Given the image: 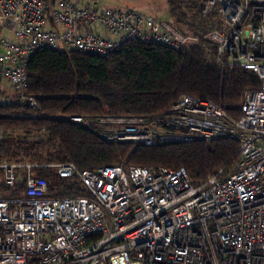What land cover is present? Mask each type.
<instances>
[{
    "label": "built area",
    "instance_id": "built-area-1",
    "mask_svg": "<svg viewBox=\"0 0 264 264\" xmlns=\"http://www.w3.org/2000/svg\"><path fill=\"white\" fill-rule=\"evenodd\" d=\"M217 23L203 37L216 60L256 72L233 118L209 100L184 94L164 113L145 117L72 115L107 140L155 146L230 138L239 144L230 171L194 184L184 167L108 164L79 169L83 194L50 195L44 177L0 197V264H264V0H205ZM131 39L181 48L197 40L169 20L75 0H0V89L28 96V64L43 47L107 55ZM2 162L14 186L18 167Z\"/></svg>",
    "mask_w": 264,
    "mask_h": 264
},
{
    "label": "trees",
    "instance_id": "trees-1",
    "mask_svg": "<svg viewBox=\"0 0 264 264\" xmlns=\"http://www.w3.org/2000/svg\"><path fill=\"white\" fill-rule=\"evenodd\" d=\"M204 2L167 0L171 24L197 37L181 48L131 39L107 55L62 47L36 50L28 64L26 88L35 102L0 89V164L72 162L79 169L108 164L184 167L194 184L221 169L230 171L239 151L238 142L230 138L136 145L109 141L97 131L98 125L85 126L70 119L72 115L154 116L166 112L184 94L209 99L238 118L245 90L260 87L261 81L252 70L217 62L215 43L203 37L215 16ZM16 171L15 185L10 186L0 168V197L26 189V167ZM33 173L46 178L50 195L86 192L77 178H61L54 167H36Z\"/></svg>",
    "mask_w": 264,
    "mask_h": 264
},
{
    "label": "rangeland",
    "instance_id": "rangeland-1",
    "mask_svg": "<svg viewBox=\"0 0 264 264\" xmlns=\"http://www.w3.org/2000/svg\"><path fill=\"white\" fill-rule=\"evenodd\" d=\"M75 1H79L81 4L83 3H89V4H94V5L97 4V6L101 9L107 8V7H113V8H121L123 10H127V9L138 10V11H142L144 13L150 14L159 19L169 20L167 0H75ZM205 5L208 8V5L206 3ZM210 11L213 12V15L215 14L214 10L210 9ZM212 22L213 24L210 27V29H212V27L215 26V24L217 23V19L215 18V16L214 18H212ZM10 92L16 93L17 91L14 90V88H12ZM0 95H1V92H0ZM2 135L3 133L0 132V138L3 137ZM13 163H17V162H13ZM26 163L33 164L30 167H26L27 169L26 175L28 174L33 175L34 174L33 168H36V167H45V168L47 167L48 168V167H52V164H53V163L25 162V164ZM17 164H24V163H17ZM19 168H23V167H19ZM0 181H2L1 175H0Z\"/></svg>",
    "mask_w": 264,
    "mask_h": 264
},
{
    "label": "crops",
    "instance_id": "crops-1",
    "mask_svg": "<svg viewBox=\"0 0 264 264\" xmlns=\"http://www.w3.org/2000/svg\"><path fill=\"white\" fill-rule=\"evenodd\" d=\"M3 88L9 90V91H7L8 94H12V93L10 92V90H11L12 88H11V86L9 85L8 82H6V83L4 84ZM0 99H1V96H0Z\"/></svg>",
    "mask_w": 264,
    "mask_h": 264
}]
</instances>
